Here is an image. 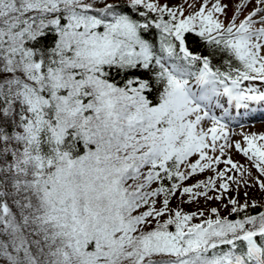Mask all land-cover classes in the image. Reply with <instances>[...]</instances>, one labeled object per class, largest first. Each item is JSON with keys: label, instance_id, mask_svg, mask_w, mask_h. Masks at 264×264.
<instances>
[{"label": "snow or ice", "instance_id": "6c2138e0", "mask_svg": "<svg viewBox=\"0 0 264 264\" xmlns=\"http://www.w3.org/2000/svg\"><path fill=\"white\" fill-rule=\"evenodd\" d=\"M188 7L0 0V264H264V204L239 198L264 194V143L230 141L210 108L264 102V0ZM233 145L258 175L221 159ZM177 193L229 215L170 209Z\"/></svg>", "mask_w": 264, "mask_h": 264}, {"label": "rangeland", "instance_id": "374dc122", "mask_svg": "<svg viewBox=\"0 0 264 264\" xmlns=\"http://www.w3.org/2000/svg\"><path fill=\"white\" fill-rule=\"evenodd\" d=\"M161 3L167 2L169 4L179 5L183 4L185 14H188L190 11H193V8H189L188 5L192 4L194 5L195 9H198L203 2V0H160ZM222 3H227L229 5L228 7V17H231L234 12V5L238 2V0H221ZM211 3V0H210ZM210 6V4H209ZM251 10V5H248L244 8L243 12L239 16L237 22H239V19H243L244 15L248 13V11ZM224 19V17H221ZM261 54L264 55V49L261 50ZM248 82H245L247 84ZM254 86L257 88H260L261 90H264V83L260 81L253 82ZM211 108V114L215 115L216 117H219V119L224 118V121L226 123L227 131L230 136V141L235 142L239 141L242 146L246 147V144L244 142V136L248 135L251 136L253 134L256 135L257 140L255 141L257 144L264 143V141H261L259 139V136L261 134H264V102H260L257 104H253V102H248V107H240L237 108L235 106V102L229 103L227 97L221 96L219 99H214L212 101V104L210 105ZM223 112V114H221ZM231 116V118H230ZM227 119V120H225ZM230 121V122H229ZM220 123H222L220 121ZM223 124V123H222ZM220 143H223V141H220ZM209 155H213V153H209ZM215 155H219V153H216ZM231 157V159L236 162L237 164L243 165L245 168L250 169L253 177L258 175L255 168L252 167L251 162L248 160L247 157L243 155L242 152H239L235 149L234 145L233 147L225 150V156H222L221 159H225L227 157ZM191 159H196V157H192ZM218 167L223 170L226 167H230L229 165H225L224 163H220ZM183 170V169H182ZM233 176H235L237 179H239V174L235 171L229 173ZM213 175V173L209 171H205L204 173H197L194 177L187 180L185 184H193L197 180L206 179L208 176ZM262 180H264V176L260 177ZM251 182V180H250ZM156 185L154 184L153 187ZM235 185L233 186L232 190L229 191L228 195L230 196H237V192L235 190ZM247 191L248 201L249 203L255 199L259 204H264V194L261 193L258 187L256 188H244L240 187L239 190V198L240 201L244 202V192ZM211 195H215L216 193H210ZM163 197H161L162 199ZM188 200V196L185 195L183 199H181L180 194L177 193L175 196H173L170 200L169 208L170 209H179L182 210L185 213L190 212H199L200 210H203L205 212V217L207 218L208 210L212 207H217L220 209L221 215H227L229 212L223 207L222 203L219 201H206L203 197L196 198L192 203H187L185 201ZM223 203H227V200H224ZM143 210V209H141ZM167 216L163 217L162 219H166ZM201 218H197L193 222H199ZM153 226H155V222H153ZM170 230L174 231V227H172ZM166 259V257H163ZM157 259H161V257H157Z\"/></svg>", "mask_w": 264, "mask_h": 264}, {"label": "trees", "instance_id": "16d2710c", "mask_svg": "<svg viewBox=\"0 0 264 264\" xmlns=\"http://www.w3.org/2000/svg\"><path fill=\"white\" fill-rule=\"evenodd\" d=\"M189 47L193 51H195L197 53H203L205 55H207L208 52L210 51V47L208 45H206L203 41H201L198 37H196L195 34L189 35ZM229 59L230 58H229V56L227 54L217 53L212 58L213 67H220L221 70H226L227 69V65H225L224 62L226 60H229ZM232 65H233V67L237 66L235 60H232ZM116 80L119 81L120 80V77H116ZM261 210H264V209H261V208L258 207L256 209H250V212L258 213ZM227 215H229V213ZM230 218L235 219L236 216L233 215Z\"/></svg>", "mask_w": 264, "mask_h": 264}, {"label": "bare ground", "instance_id": "6f19581e", "mask_svg": "<svg viewBox=\"0 0 264 264\" xmlns=\"http://www.w3.org/2000/svg\"><path fill=\"white\" fill-rule=\"evenodd\" d=\"M218 99H219V98H218ZM218 99H217V100H218ZM211 112H212V111H211ZM221 114H223V112H221ZM223 115H224V114H223ZM217 118H219V117H217Z\"/></svg>", "mask_w": 264, "mask_h": 264}]
</instances>
